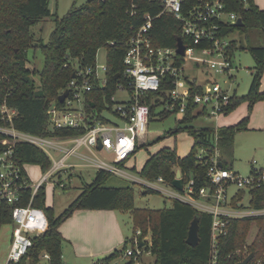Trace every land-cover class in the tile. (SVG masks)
<instances>
[{
    "label": "trees",
    "instance_id": "trees-1",
    "mask_svg": "<svg viewBox=\"0 0 264 264\" xmlns=\"http://www.w3.org/2000/svg\"><path fill=\"white\" fill-rule=\"evenodd\" d=\"M209 0H183L182 11ZM228 13H234L242 21V26H223L222 33L230 37L232 55L241 50L252 55L255 63L249 90L244 96H231L226 115L235 111L242 104H247L251 112L255 103L264 101V91L260 92L261 79L264 74V46L253 47L249 44L248 33L257 31L264 39V10L259 9L254 0H221ZM136 5V14L129 15L131 4ZM159 11L158 0H88L81 6L72 5L62 18H55L54 29L46 44L34 45L30 28L39 21L52 16L49 0H0V108L5 104L16 111L13 127L21 132L47 138H67L84 133L83 129H59L49 127L46 111L51 104L58 105V96L66 88L74 69L94 66L97 53L105 49L106 73L104 86L97 85L89 95V101L101 110L104 98L116 93V85L121 82L122 60L128 49V41L142 23V15L149 12L156 15ZM236 33L245 36V43L234 38ZM183 45L187 42L182 37L181 24L170 15H162L153 21L151 40L154 47L175 48L177 40ZM39 49L43 57L40 72L26 68V52ZM38 76L36 86L34 77ZM191 84L193 90L199 91ZM173 89V78L166 76L160 89L140 96V103L149 107V123L158 118L166 119L175 112H167L164 105ZM88 109L89 106L87 107ZM196 106L188 105L184 117L179 120L181 127L167 132L168 136L186 132L194 142L200 140L205 146L211 145L213 129L206 127L195 129L189 126L199 114ZM225 115V116H226ZM104 121V120H103ZM106 121V120H105ZM248 116L235 125L218 129L220 163L222 168L232 170L234 138L237 133L247 130ZM7 124L0 112V127ZM7 136L0 133V155L6 146L1 141ZM143 145L135 148V153ZM134 153V154H135ZM196 145L184 158L176 154L175 148L164 147L150 155L143 167L137 172L139 177L154 181L162 177L171 186L175 170L179 169L183 182L190 177L194 179L195 188L208 186L206 169L195 160ZM12 159L20 168L23 181L30 183L24 166H38L43 172L51 167L48 156L37 147L27 143H17ZM134 170V168L132 169ZM110 173L96 171L90 184L81 188L80 194L59 214L55 215L52 207L45 206V187L40 186L32 195L31 188L19 192V199L13 205L0 203V227L11 225V210L14 206H31L41 208L48 220L47 230L31 238V248L17 263L24 264L30 260L37 264L40 256H49L47 264H63V238L59 232L60 225L74 212L79 210H109L129 212L133 226V236L138 230L141 237L150 238V256L152 264H211V216L199 212L192 206L172 200L168 209L151 210L134 206V191L130 187H107L105 181ZM64 188V187H63ZM149 192V191H146ZM247 195L250 200L248 208H264V185L248 192H238L236 198ZM197 221L198 242L195 246L186 244L191 223ZM255 224L257 233L250 243L247 242L251 226ZM130 240L105 257L106 261L116 258L129 245ZM248 264H264V216L233 218L227 225V234L217 243V264H238L247 256Z\"/></svg>",
    "mask_w": 264,
    "mask_h": 264
},
{
    "label": "built area",
    "instance_id": "built-area-1",
    "mask_svg": "<svg viewBox=\"0 0 264 264\" xmlns=\"http://www.w3.org/2000/svg\"><path fill=\"white\" fill-rule=\"evenodd\" d=\"M182 4L183 0H158V13H144L141 25L135 29L131 28L133 33L122 60V81L116 85V93L127 92L126 101L116 102L115 93L108 99H103L101 110L96 109L95 104L89 101V95L95 86H104L106 83L105 62L74 69V77H71L62 91H67L66 98L58 105L51 104L46 114L51 129L81 128L84 130L83 134L67 138H47L18 131L12 125L16 111L9 109L5 104L1 106L2 119L7 126L0 127V133L7 138L1 141L6 149L0 155V166L4 169V172H0V203L15 204L19 199V192L25 188H31L33 195L42 185L52 186L50 179L53 177L57 179L55 184L63 188L61 173L78 166L102 170L131 183L140 184L146 191L160 193L166 198L186 203L199 212L209 214L211 264H217V243L219 238L227 234L230 219L264 216V208L247 207L250 198L248 197L246 202V194L242 199L236 198L238 192L248 194L250 190L264 185V169L255 168L253 161L248 176L241 177L232 170L222 168L218 148L220 127L216 125L212 127L211 145L205 146L200 140L193 143L196 145L195 160L205 167L208 186L196 189L194 179L190 177L184 183L181 174L182 187L177 190L172 185H167L162 177L149 181L139 177L137 173V176H134L125 171V164L134 156L135 148L144 142L149 125V107L140 103V96L158 91L166 76L173 78V89L169 93L164 110L176 111L179 119L184 117L191 103L196 106L195 113L200 115L195 117L217 122L219 117L226 115L225 108L234 94L232 72L235 68L232 64L230 37L224 35L222 29L223 26L235 25L238 18L234 13L226 12L221 0L199 2L186 12L182 11ZM135 14L136 5L132 3L129 15ZM162 15H170L181 24L182 37L187 42L185 46L181 41L184 46L183 55L176 52V47L153 46V21ZM186 62H192L197 69L202 67L209 76L201 82L196 78L185 80L181 88L179 84L184 78ZM217 76L226 78L224 85L220 84ZM193 81H196L194 86L199 88V91L193 90ZM91 104H94V107H91ZM105 113L112 114L119 123L110 122L103 117ZM17 143L33 145L50 159L51 167L43 172L38 182L23 181L20 168L12 159ZM81 148L91 156L79 153ZM51 153L60 154V157L54 159ZM97 153H103L105 156L99 158ZM71 158L83 164L68 163ZM231 187L236 191L229 196ZM31 200L27 206H14L11 210L12 233L6 264L19 262L31 248V238L47 230L46 214L41 208L31 206ZM139 238L143 245H140ZM150 245L149 236L141 237L137 230L127 248L116 258L109 261L102 258L92 264H143L144 256L150 255ZM40 257L47 264L49 256L43 253Z\"/></svg>",
    "mask_w": 264,
    "mask_h": 264
},
{
    "label": "rangeland",
    "instance_id": "rangeland-1",
    "mask_svg": "<svg viewBox=\"0 0 264 264\" xmlns=\"http://www.w3.org/2000/svg\"><path fill=\"white\" fill-rule=\"evenodd\" d=\"M88 0H49V9L52 16L39 21L36 25L30 28V33L33 37L34 45L46 44L52 30L54 29L55 18H62L72 5L81 6L85 4ZM264 3V1H263ZM249 44L253 47L264 46V39L257 31H252L248 33ZM234 38L245 43V36L239 33L234 35ZM106 51L105 49H100L97 53L96 62L97 65H101L105 62ZM26 68L28 70H36L40 72L43 68V57L40 54L39 49H29L26 52ZM233 67L235 71L232 72L234 75V81L232 82V92L237 96H244L247 94L252 75L254 74V59L252 55L248 52L237 50L233 54L232 59ZM184 78L180 81L179 86L183 88L185 80H191L196 78L198 82H201L206 76H209L202 67L199 69L195 68L192 62H186L184 66ZM221 85H224L226 78L217 76L216 77ZM36 86L39 83L38 76L34 77ZM128 99L127 92L117 91L115 96L116 102H124ZM110 122L119 123V121L112 114L105 113L104 116ZM214 120H205L202 117L195 119L189 126L195 129H202L206 127H213ZM181 127L179 124V115L172 114L166 119L158 120L154 118L152 122L149 123L147 132L145 134V141L143 147L138 149L134 154L133 158L125 164V171L137 176L136 171L142 167L144 162L148 159L150 155L158 152L160 149L166 147L175 148L178 155H183L188 151V143L183 142V133L175 134L173 136H168L167 132L176 127ZM79 153L86 156H91L84 148L79 150ZM54 159H58L60 154L51 153ZM99 158L104 157L103 153L96 154ZM255 161V168L264 169V131H244L238 133L234 138V150H233V166L232 171L239 174L241 177L248 176L252 162ZM68 163L83 164V162L75 160L73 158L67 161ZM131 167H134L132 170ZM0 172H4V169L0 166ZM28 178L30 183H36L40 180L43 175L40 168L36 166L27 167ZM96 170L89 168L87 166L75 167L72 170H67L61 173L60 181L64 185V188L59 187L55 183L57 179L55 177L51 178L50 181L52 187H45V206L52 207L55 215H59L82 191L81 186L90 184V180L94 177ZM107 187H130L134 191V206L136 208H145L151 210H162L168 209L172 205V200L166 198L157 192H146V190L137 183H131L121 177L111 175L104 183ZM236 189L231 187L229 189V196L234 194ZM248 196H246L245 201H247ZM120 223L126 233V237L131 240L133 238V226L131 221V216L129 212H119ZM69 220V219H68ZM67 220V221H68ZM66 221V222H67ZM66 226H71L66 223ZM12 233V224L4 225L0 227V264L7 263V253L10 247ZM257 233V228L253 224L250 228L249 234L247 236V242L250 243ZM63 244V243H62ZM68 255V254H67ZM147 263L152 262L151 256H144ZM24 264H32L28 259ZM37 264H46L44 259L40 257Z\"/></svg>",
    "mask_w": 264,
    "mask_h": 264
},
{
    "label": "crops",
    "instance_id": "crops-1",
    "mask_svg": "<svg viewBox=\"0 0 264 264\" xmlns=\"http://www.w3.org/2000/svg\"><path fill=\"white\" fill-rule=\"evenodd\" d=\"M263 1L264 0H254L256 6L261 10H264ZM262 91H264V74L260 84V92ZM246 116H248L246 132L264 131V101L255 103L251 112H248L247 104H242L229 115L219 117L217 122L214 121V124L218 127L231 126L237 124ZM183 135V142L188 143V151L183 155H178L176 152L177 156L180 158H184L189 154L194 143L191 135L186 132H183ZM130 160L131 158L127 161V163ZM29 166L30 165H27L25 167L27 174V167ZM142 167H140V169ZM131 168L133 169L134 167ZM140 169H138L136 173ZM92 179L93 177L90 182ZM49 187L52 186L49 185ZM248 200L249 198L247 201ZM118 213V211L109 210H79L74 212L73 215L68 218L69 220H66L67 222L64 221L59 227V232L63 238V264H92L96 260L109 256L113 251L120 249L127 240L129 241V238L126 237V233L120 223ZM66 223L71 226L68 228ZM152 263L153 260L149 264ZM143 264H148L144 258Z\"/></svg>",
    "mask_w": 264,
    "mask_h": 264
},
{
    "label": "water",
    "instance_id": "water-1",
    "mask_svg": "<svg viewBox=\"0 0 264 264\" xmlns=\"http://www.w3.org/2000/svg\"><path fill=\"white\" fill-rule=\"evenodd\" d=\"M236 26L240 27L242 26V21L240 18L237 19ZM176 52L179 55H183L184 52V46L182 45V42L180 39L177 40V44H176ZM72 77H74V74H72ZM67 96V91L63 92L62 94H60L58 96V102L62 103L64 101V99ZM91 107H94V104H91ZM180 170L177 169L175 172V178L172 182V186L177 189V190H181L182 187V180L180 179ZM140 241V245H143L141 242V238H139ZM198 242V236H197V221L194 220L188 230V234H187V239H186V244L189 246H195ZM251 260V256H247L242 262L238 263V264H248V262Z\"/></svg>",
    "mask_w": 264,
    "mask_h": 264
}]
</instances>
